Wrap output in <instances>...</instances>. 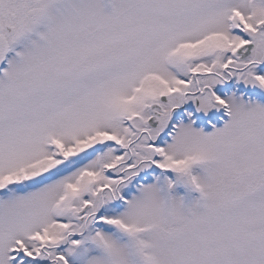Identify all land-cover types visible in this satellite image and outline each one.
Masks as SVG:
<instances>
[{
    "label": "snow or ice",
    "instance_id": "obj_1",
    "mask_svg": "<svg viewBox=\"0 0 264 264\" xmlns=\"http://www.w3.org/2000/svg\"><path fill=\"white\" fill-rule=\"evenodd\" d=\"M0 264H264V0H0Z\"/></svg>",
    "mask_w": 264,
    "mask_h": 264
}]
</instances>
